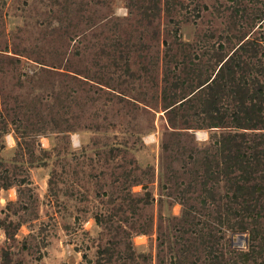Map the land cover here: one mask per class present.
<instances>
[{
  "label": "rangeland",
  "instance_id": "374dc122",
  "mask_svg": "<svg viewBox=\"0 0 264 264\" xmlns=\"http://www.w3.org/2000/svg\"><path fill=\"white\" fill-rule=\"evenodd\" d=\"M0 264H264V0H0Z\"/></svg>",
  "mask_w": 264,
  "mask_h": 264
},
{
  "label": "trees",
  "instance_id": "16d2710c",
  "mask_svg": "<svg viewBox=\"0 0 264 264\" xmlns=\"http://www.w3.org/2000/svg\"><path fill=\"white\" fill-rule=\"evenodd\" d=\"M242 6V5H241ZM244 10L245 9H243L241 12H244ZM234 54V53H233ZM233 54L224 62V64L221 66V68H220V70L222 69V68H225L226 66H228V64H227V62H228V60H230V58L233 56ZM219 70V71H220Z\"/></svg>",
  "mask_w": 264,
  "mask_h": 264
},
{
  "label": "water",
  "instance_id": "95a60500",
  "mask_svg": "<svg viewBox=\"0 0 264 264\" xmlns=\"http://www.w3.org/2000/svg\"><path fill=\"white\" fill-rule=\"evenodd\" d=\"M242 241V237H239L238 242L240 243Z\"/></svg>",
  "mask_w": 264,
  "mask_h": 264
}]
</instances>
